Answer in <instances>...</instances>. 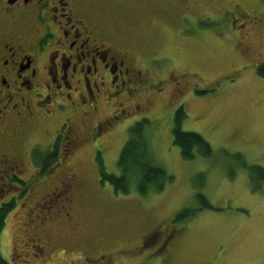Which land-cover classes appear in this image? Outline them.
Instances as JSON below:
<instances>
[{"label":"rangeland","instance_id":"obj_1","mask_svg":"<svg viewBox=\"0 0 264 264\" xmlns=\"http://www.w3.org/2000/svg\"><path fill=\"white\" fill-rule=\"evenodd\" d=\"M122 6L135 17L117 19L106 10L104 24L141 48V70L160 91L125 101L124 113L112 119L117 102L102 104L77 129L87 140L71 158L60 155L29 191L20 186L2 233L9 263L264 264V181L238 164L264 169V79L256 73L264 63V23L251 26L243 42L232 26L241 15L258 16L264 0H122ZM179 107L186 113L182 131L201 135L210 157H180L171 135ZM143 118L153 162L170 180L146 197L134 185L115 195L92 162L94 134L110 138L101 156L105 172L115 175L128 131ZM49 132L33 140L45 144ZM72 171L80 173L78 183L66 181ZM52 187L54 195L47 192ZM184 209L193 215L175 222Z\"/></svg>","mask_w":264,"mask_h":264},{"label":"flooded vegetation","instance_id":"obj_2","mask_svg":"<svg viewBox=\"0 0 264 264\" xmlns=\"http://www.w3.org/2000/svg\"><path fill=\"white\" fill-rule=\"evenodd\" d=\"M106 10L117 19L136 15L133 8H123L122 0H0V216L16 206L20 186L29 191L56 168L60 155L68 160L86 142L77 129L83 130L85 118L102 104L117 102L112 119L124 113L125 101L160 91L148 69L141 70V48L113 26L106 27ZM236 19L231 25L243 42L251 26L264 23V9L258 16ZM65 109L70 112L57 122ZM48 132L49 142L33 140L36 134L48 137ZM100 133L94 134L91 146L95 165L110 142L101 141ZM28 167L34 172L25 174ZM80 177L76 171L66 173L69 184ZM54 190L47 192L54 195ZM3 231L0 256L3 264H10Z\"/></svg>","mask_w":264,"mask_h":264},{"label":"trees","instance_id":"obj_3","mask_svg":"<svg viewBox=\"0 0 264 264\" xmlns=\"http://www.w3.org/2000/svg\"><path fill=\"white\" fill-rule=\"evenodd\" d=\"M257 75L264 79V63L256 68ZM186 117L183 107H179L174 114L171 127L172 143L178 147L180 157L185 161L194 160L196 155L201 157H210L212 149L209 143L199 134L194 132H184L181 129V123ZM148 119L143 118L135 122L129 129L127 139L120 150L116 166L118 174H108L105 172L101 155L96 157V168L98 170L101 184H109L115 195L125 196L129 194L130 189L134 185L136 193L142 197H146L150 193H160L163 191L166 183L170 180L166 172L159 166L155 165L151 152L148 148L147 128ZM237 161L241 160V155H234ZM246 170L251 179L264 181V169L258 166H247L241 160L238 163ZM47 170V167L43 172ZM196 199L202 206L210 208L206 198L201 194H196ZM15 207L5 210L4 215L0 216V233L5 226V220L8 213ZM194 210L184 209L175 218V222L181 223L187 221L193 215ZM0 264H3L0 256Z\"/></svg>","mask_w":264,"mask_h":264}]
</instances>
